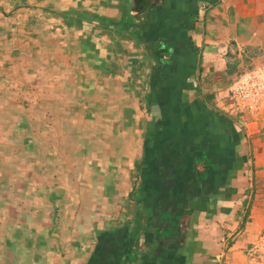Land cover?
Instances as JSON below:
<instances>
[{"label": "crops", "instance_id": "obj_1", "mask_svg": "<svg viewBox=\"0 0 264 264\" xmlns=\"http://www.w3.org/2000/svg\"><path fill=\"white\" fill-rule=\"evenodd\" d=\"M148 1L0 0V264H245L264 0Z\"/></svg>", "mask_w": 264, "mask_h": 264}, {"label": "rangeland", "instance_id": "obj_2", "mask_svg": "<svg viewBox=\"0 0 264 264\" xmlns=\"http://www.w3.org/2000/svg\"><path fill=\"white\" fill-rule=\"evenodd\" d=\"M234 118L245 136L249 169L245 171L249 179L246 194L240 198L241 213L237 220L240 226L236 230L242 234L245 231V264H264V103L256 113ZM243 216L247 224L241 221Z\"/></svg>", "mask_w": 264, "mask_h": 264}, {"label": "built area", "instance_id": "obj_3", "mask_svg": "<svg viewBox=\"0 0 264 264\" xmlns=\"http://www.w3.org/2000/svg\"><path fill=\"white\" fill-rule=\"evenodd\" d=\"M222 110L232 116L256 113L264 103V64L239 74L221 99Z\"/></svg>", "mask_w": 264, "mask_h": 264}, {"label": "water", "instance_id": "obj_4", "mask_svg": "<svg viewBox=\"0 0 264 264\" xmlns=\"http://www.w3.org/2000/svg\"><path fill=\"white\" fill-rule=\"evenodd\" d=\"M146 1V4H145V6H144V8H143V11H145L146 10V8H148L149 7V5H150V3H149V1L148 0H145Z\"/></svg>", "mask_w": 264, "mask_h": 264}]
</instances>
